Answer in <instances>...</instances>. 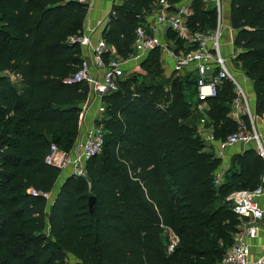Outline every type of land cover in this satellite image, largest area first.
<instances>
[{
  "label": "trees",
  "instance_id": "1",
  "mask_svg": "<svg viewBox=\"0 0 264 264\" xmlns=\"http://www.w3.org/2000/svg\"><path fill=\"white\" fill-rule=\"evenodd\" d=\"M160 1L180 0L113 5L102 36L116 57L133 54L136 28ZM87 10L64 0H0V264H66L70 256L75 264H218L242 224L226 198L255 189L264 160L244 150L215 184L222 160L197 131L199 78H167L159 49L101 98L102 149L85 178L72 175L55 192L61 170L46 157L52 145L71 151L91 97L88 83L66 82L82 62L70 39L82 35ZM191 12L190 32L216 29V6L193 0ZM229 21L233 63L264 118V0H230ZM166 37L179 51L182 43ZM234 98L224 81L207 100L215 140L237 128Z\"/></svg>",
  "mask_w": 264,
  "mask_h": 264
},
{
  "label": "built area",
  "instance_id": "2",
  "mask_svg": "<svg viewBox=\"0 0 264 264\" xmlns=\"http://www.w3.org/2000/svg\"><path fill=\"white\" fill-rule=\"evenodd\" d=\"M69 2L86 5L88 8L91 4V0H64V3ZM203 2L206 5L214 3L217 8L218 21L214 31L190 32L187 27V19L192 13L191 5L180 4L172 7L167 2L160 1L158 3L159 7L154 10L152 15L144 16V22L149 25L146 27V24H142L136 28L132 45L133 54L126 60L113 55V48L102 36L108 18L102 24H99L101 36L95 43H92L88 36L81 35L71 38L70 43L77 44L81 48V52L86 51L89 53L90 50L91 54L88 60L82 59L76 74L67 79L66 82L68 84L86 82L91 89V96L101 99L103 96L117 91L119 82L125 77L124 65L127 61L142 59L150 51L159 49L161 59L171 61L173 75H178L190 68L196 72L199 78V90L195 110L199 114V124L201 126L206 125L208 122L205 114L208 109L207 100L217 96L218 87L224 81H230L234 85L235 98L232 105L236 109H240L247 117H251L246 95L237 83L229 66V61L234 60L235 57L226 58L221 53L220 0H203ZM150 16H152L151 22L148 21ZM162 31H170L176 42L180 41L182 43L179 51H176L175 43L162 42ZM139 65L136 66L134 72L139 68ZM11 78L14 79V77ZM200 134L206 143H217V156L219 158H222L223 152L228 148L248 146L254 143L255 151L264 160V147L260 135L254 129L249 130L244 122H238L236 130L224 140H215L212 134H205L203 131ZM79 145L78 149L74 148L68 153L52 145L45 162L59 170L71 166L73 175L85 178L86 162L91 157L99 154L102 149V127L93 125L89 128L85 133L84 142ZM220 181V177L217 176L215 184H220ZM48 196L51 195H45L44 197L48 199ZM262 197H264V172L261 175L259 185L255 189L236 191L226 198V202L242 222L243 227L234 236L232 244L218 264H264V252L257 259H251V246L247 243V239L256 237L259 231L258 223L263 220L264 212L258 204V200ZM177 243V239L172 241L169 252L173 251Z\"/></svg>",
  "mask_w": 264,
  "mask_h": 264
},
{
  "label": "crops",
  "instance_id": "3",
  "mask_svg": "<svg viewBox=\"0 0 264 264\" xmlns=\"http://www.w3.org/2000/svg\"><path fill=\"white\" fill-rule=\"evenodd\" d=\"M193 0H180L178 3L174 4L172 7H176L180 4H189L191 5ZM120 0H91V4L87 10V15L84 21V26H83V36H88L91 40L92 43H95L99 37L101 36V27L99 24H102L104 22L111 10L114 4L119 3ZM224 5V17H223V26L224 30L228 27L230 28V21H229V14H230V0H224L223 2ZM158 4L154 7L151 13L154 12L156 8H158ZM150 13V14H151ZM152 15V14H151ZM152 16L148 18V21H152ZM146 27L147 22L145 23ZM231 29V28H230ZM232 34L230 35L229 39H225L227 43H225V46L229 47V54L228 57H233L234 56V48H233V38L235 36V31L231 30ZM161 39L163 43H172L170 42L167 37H166V32L162 31L161 32ZM86 51L82 52V59H89L91 51ZM115 51L113 55H115ZM236 54V53H235ZM227 57V58H228ZM145 56L142 59L139 60H129L125 63V71L126 69L129 70L130 72H134V69H136V66H138L143 60ZM162 63L161 66L164 68V72L167 78H170L174 76L172 74V64L169 59H164V61L161 59ZM232 67V66H231ZM233 68V67H232ZM232 74L235 76V79L243 92L246 95L247 98V103L250 109L251 117H247L242 113L240 109H236L232 103H231V110L229 113V117L231 120H233L236 124L238 122H244L245 123V118H248V124H246L247 128L254 129L261 137L262 145L264 147V118L259 117L255 113V94L253 90V86L251 81L245 76V74L238 69V73H234L232 70ZM13 81V79L11 78ZM85 114L84 118L81 121L79 125V134L76 139V142L71 150L76 148V145L82 141V138H84V135L86 131L91 128L93 125H95V121L98 120L103 112V103L101 99L98 98H93L92 96L89 98V101L87 103L82 105ZM197 112V111H196ZM199 115V114H198ZM251 119V120H250ZM197 131L198 134L201 137L200 132L203 131L205 134H212L211 128L208 126L204 125L201 126L200 124H197ZM210 143L213 148L214 153L217 155V143L216 142H207ZM209 146V148H211ZM255 148V144L252 143L248 146H234L231 148H228L223 152V156L221 158L222 160V166L221 168L217 171V176L222 179L223 174L228 170L230 162L232 157L242 153L244 150H247L249 148ZM73 175V169L71 166L65 168L64 170H61V174L59 175V178L57 180V184L55 187L56 192L58 191L59 187L61 184L70 176ZM258 204L260 209L264 212V197L260 198L258 200ZM259 226V231L257 232V235L254 239H247V243L251 246V253H250V258L251 259H257L260 257L263 252H264V216L263 220L259 221L258 223ZM243 225L241 224L239 230H242Z\"/></svg>",
  "mask_w": 264,
  "mask_h": 264
},
{
  "label": "rangeland",
  "instance_id": "4",
  "mask_svg": "<svg viewBox=\"0 0 264 264\" xmlns=\"http://www.w3.org/2000/svg\"><path fill=\"white\" fill-rule=\"evenodd\" d=\"M223 2H224V0H220V20H219V26H220V29H221V33H222V39L220 40V44H221V53H222V56H224V57H228V54H229V47L228 46H225V43H227V41L225 40V39H229V37H230V35L232 34V29H230V28H226L225 30H224V26H223V17H224V5H223ZM209 6L210 7H212V6H215L214 5V3H210L209 4ZM150 15V14H149ZM217 21H218V15H217ZM234 39V38H233ZM236 53V51L234 50V57H235V54ZM228 58H230V57H228ZM234 61L233 60H231V61H229V66L231 67V72H232V70H233V72L234 73H238V68H236L235 67V64L233 63ZM131 73L132 72H130L129 70H127L126 69V74H125V77L126 76H130L131 75ZM164 75H165V72H164ZM166 76V75H165ZM185 77V76H190V77H194L195 79L197 78V80H198V77H197V75H196V72L192 69V68H190V69H187V70H184V71H182L180 74H178V75H174L173 77L174 78H176V77ZM144 82L145 83H148V79L147 80H144ZM199 124V123H198ZM84 137H85V135H84ZM84 142V138H82V141L80 142V143H83ZM80 143H78L77 145H76V149H78L79 148V144ZM261 143H262V141H261ZM73 152V151H72ZM223 156V155H222ZM56 188L57 187H55V192H56ZM48 202H49V204L51 203V201H52V195L51 196H48ZM47 202V203H48ZM76 263V259L74 258V257H72V256H70L69 258H68V260H67V263L66 264H75Z\"/></svg>",
  "mask_w": 264,
  "mask_h": 264
},
{
  "label": "water",
  "instance_id": "5",
  "mask_svg": "<svg viewBox=\"0 0 264 264\" xmlns=\"http://www.w3.org/2000/svg\"><path fill=\"white\" fill-rule=\"evenodd\" d=\"M94 201H95V199H94L93 196L89 198V212H90L91 214H93V205H94Z\"/></svg>",
  "mask_w": 264,
  "mask_h": 264
}]
</instances>
